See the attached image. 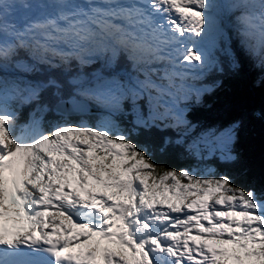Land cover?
<instances>
[{
  "label": "snow or ice",
  "instance_id": "6c2138e0",
  "mask_svg": "<svg viewBox=\"0 0 264 264\" xmlns=\"http://www.w3.org/2000/svg\"><path fill=\"white\" fill-rule=\"evenodd\" d=\"M226 13L264 68V0H0V264H264V191L154 159L182 147L235 161L238 124L190 143L131 138L187 125L179 101L211 89L187 81L239 68ZM126 103L131 128L67 119Z\"/></svg>",
  "mask_w": 264,
  "mask_h": 264
},
{
  "label": "trees",
  "instance_id": "16d2710c",
  "mask_svg": "<svg viewBox=\"0 0 264 264\" xmlns=\"http://www.w3.org/2000/svg\"><path fill=\"white\" fill-rule=\"evenodd\" d=\"M239 13L225 14L222 27L225 30L228 42H230L236 58L239 61V68L231 70L225 63V71H206L200 79H189L190 83H196L205 88L211 86L210 90L204 91L199 97L191 98L188 101L187 118L189 123L194 125L195 130L199 128L213 127L222 129L239 126L234 129V142L232 143L233 154L237 160L224 162L219 156L212 155L206 161L196 158L187 153L182 147H174L164 155L156 154L154 159L168 168L183 169L193 166L212 165L213 174H227L233 178V183L244 189L254 188L257 193L264 191V68L258 62L247 56L241 47L240 36L237 29L240 27L235 21ZM18 59L31 62L29 55L21 52ZM43 68V66H41ZM100 67V62L91 66H85L82 71L90 73ZM73 62L72 70L67 73H78ZM197 70H194L195 73ZM63 69L51 70L46 74L61 75ZM6 74L11 76L18 74L13 69H8ZM29 78H33L29 76ZM144 102V101H143ZM145 103V102H144ZM90 111L85 113H72L67 119L73 123L85 122L95 124L102 118L112 114L110 110L100 108L94 104L90 105ZM29 109H24L22 120L27 119ZM112 121L125 128H131L134 117L131 114H112ZM46 119H60L54 113H49ZM150 130L139 129V134H133L132 139L138 143L158 141L164 137L176 139L184 131L171 127H163ZM47 126V125H46ZM191 135L187 133L186 143H190Z\"/></svg>",
  "mask_w": 264,
  "mask_h": 264
},
{
  "label": "rangeland",
  "instance_id": "374dc122",
  "mask_svg": "<svg viewBox=\"0 0 264 264\" xmlns=\"http://www.w3.org/2000/svg\"><path fill=\"white\" fill-rule=\"evenodd\" d=\"M185 70L186 71H190V72H194V70H190V69H185ZM76 74L77 73H75V74L72 73L69 77H71L73 75H76ZM187 83L189 85H191L193 89H204V87H202L201 85H198L196 83H190L189 81H187ZM195 97H197V96L195 94V91H193V92H191L189 94L188 99H181L179 101V107L182 108V109H185L184 119L188 122L187 125H184V126L180 127L179 129L182 130V131H184L185 133H188V134L191 135L190 142L193 139L201 136L204 133L214 132V133H216L218 135V134L224 132L225 130L231 128V127H225V128H222V129H216V128H213V127H209V128H199L198 130H195L194 125H192V124L189 123V120H188L187 115H186L187 108H188V105H187L188 104V101L191 98H195ZM141 104H142V106L145 107V111H146V105H145V103L143 101H141ZM124 107H125V110H126L124 113H128V109L130 108V105L126 103ZM88 110H90V106H89V108L86 111H88ZM107 110H109V109H107ZM110 111L112 112V114H116L117 113L116 111H112V110H110ZM77 113H80V112H77ZM119 113H122V112H119ZM112 114H109V116L107 117V118H110L111 121H112V116H113ZM161 123H168V122H161ZM216 155L219 156V153H217ZM211 156L212 155H209L208 152H207V150H205L202 153V155H201V157L199 159L200 160H203V161H206L208 158H211ZM190 169H194V170L197 171L198 174H203V175H210V174L215 173L214 172V167L212 165L209 166V165H206V164L201 165V166H199V165L198 166H193ZM9 225L12 226L11 223Z\"/></svg>",
  "mask_w": 264,
  "mask_h": 264
},
{
  "label": "water",
  "instance_id": "95a60500",
  "mask_svg": "<svg viewBox=\"0 0 264 264\" xmlns=\"http://www.w3.org/2000/svg\"><path fill=\"white\" fill-rule=\"evenodd\" d=\"M90 110H91V109H90ZM90 110H88V112H89ZM85 112H87V111H83V112H80V113H85Z\"/></svg>",
  "mask_w": 264,
  "mask_h": 264
},
{
  "label": "bare ground",
  "instance_id": "6f19581e",
  "mask_svg": "<svg viewBox=\"0 0 264 264\" xmlns=\"http://www.w3.org/2000/svg\"><path fill=\"white\" fill-rule=\"evenodd\" d=\"M9 226V225H8Z\"/></svg>",
  "mask_w": 264,
  "mask_h": 264
}]
</instances>
